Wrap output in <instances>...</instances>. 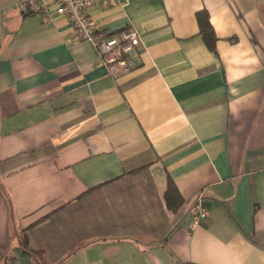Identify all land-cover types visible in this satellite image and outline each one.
Segmentation results:
<instances>
[{
  "label": "crops",
  "instance_id": "crops-1",
  "mask_svg": "<svg viewBox=\"0 0 264 264\" xmlns=\"http://www.w3.org/2000/svg\"><path fill=\"white\" fill-rule=\"evenodd\" d=\"M87 14L106 36L138 31L136 68L111 72L54 6L0 0V264H36L24 229L49 264H264V0Z\"/></svg>",
  "mask_w": 264,
  "mask_h": 264
},
{
  "label": "built area",
  "instance_id": "built-area-1",
  "mask_svg": "<svg viewBox=\"0 0 264 264\" xmlns=\"http://www.w3.org/2000/svg\"><path fill=\"white\" fill-rule=\"evenodd\" d=\"M107 1L109 0H19V5L25 12L30 8L37 12H48L54 6L56 12L65 16L73 25L80 39L88 40L98 48L111 72H116L119 68L128 72L141 61V38L138 31L129 27L119 37L106 36L99 31L97 22L87 14V8L92 4ZM122 3L127 5L129 0H122ZM209 214L203 197L199 196L191 226L197 227Z\"/></svg>",
  "mask_w": 264,
  "mask_h": 264
},
{
  "label": "trees",
  "instance_id": "trees-1",
  "mask_svg": "<svg viewBox=\"0 0 264 264\" xmlns=\"http://www.w3.org/2000/svg\"><path fill=\"white\" fill-rule=\"evenodd\" d=\"M201 14L202 13H199V20L201 23V26H200L201 31L204 34L206 40L213 47V43L215 40V36L213 34V29L210 26L208 19L206 20V23H203L204 21H203L201 16L204 13L202 15ZM206 18H207V15H206ZM138 171L139 170H133L130 173H134V172H138ZM120 178L121 179H119V180L126 179L125 176H121ZM116 181H118V180H116ZM165 201H166L167 207L170 208L172 211H177V209L180 208L184 202V199L181 196L179 190L177 189V187L175 186V184L171 180L168 182V186H167V189L165 191ZM18 237L20 239V248L23 250V252L31 255L34 258L36 264H49L43 255V250L33 248L30 245V241H29V237L27 235L26 229H24L23 232L20 233ZM8 255L6 256V259L4 260L3 264H13L14 256L12 255V253H10Z\"/></svg>",
  "mask_w": 264,
  "mask_h": 264
}]
</instances>
